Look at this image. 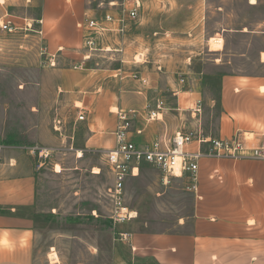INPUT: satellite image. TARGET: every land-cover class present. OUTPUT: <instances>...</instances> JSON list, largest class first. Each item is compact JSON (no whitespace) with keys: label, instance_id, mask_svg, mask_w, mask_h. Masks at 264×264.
<instances>
[{"label":"crops","instance_id":"1","mask_svg":"<svg viewBox=\"0 0 264 264\" xmlns=\"http://www.w3.org/2000/svg\"><path fill=\"white\" fill-rule=\"evenodd\" d=\"M61 1L43 0L40 19L49 53L58 55L53 66L45 64L55 84L50 90L49 110L53 119L59 116L67 122L66 135H57L52 146L66 148L69 139L73 148L76 140L79 158L87 151L105 154L116 147L119 113L128 111L135 112L128 137L138 147L156 140L168 145L180 131H197L203 137L225 141L241 133L245 144L240 154H249L263 142L264 73H249L241 67L251 62L264 68V21L255 28L222 26L211 32L205 16L203 22L186 27L190 37L183 43L184 58L168 53L156 41L136 48L132 59L123 55L121 66H114L113 54L124 53L127 41L107 44L108 48L102 42L100 51L89 52L84 45L86 33L75 24L82 19L84 9L75 5L74 16L66 14ZM245 1L256 6L261 0ZM216 10L223 12L224 7ZM8 22L14 25L12 20L3 24ZM25 22L24 26H14L31 25ZM54 23L55 30H48V24ZM28 32L11 34V41L27 38ZM110 33L117 37L121 32L115 25ZM239 36L244 38L235 41ZM212 41L220 46L212 48ZM65 52L71 57L68 65L60 59ZM100 52L112 56L105 66L98 61ZM210 64L227 71L217 75L218 97L207 102L209 82L216 76L207 71ZM75 65L82 67L74 69ZM159 101L165 105L151 119ZM199 104L201 111L196 113ZM204 106L219 110L214 132L207 130ZM79 113L85 114L84 122L77 121ZM191 149L198 150L197 143ZM47 150L52 156L56 151L54 147ZM198 164L197 192L186 190L192 196L191 216L178 223L183 226L189 220L190 230L134 232L131 245L121 242L125 247L113 254L111 264H264V160L206 155ZM38 180L31 157L3 156L0 264H35L34 241L39 227L32 212L39 197ZM181 180L188 185V180Z\"/></svg>","mask_w":264,"mask_h":264},{"label":"rangeland","instance_id":"2","mask_svg":"<svg viewBox=\"0 0 264 264\" xmlns=\"http://www.w3.org/2000/svg\"><path fill=\"white\" fill-rule=\"evenodd\" d=\"M141 2L139 16L128 19L123 32L116 34L117 37H112L110 32L102 37L105 46L122 45L127 41L124 53L113 54L114 66H121L123 55L127 60L132 59L136 48L156 41H160L168 53H178L184 58L183 43L189 36L186 27L190 23L203 22L205 16L211 32L222 26L255 28L264 21V0L256 6L248 5L245 0H210L208 4L204 0ZM121 3L122 0L61 1L66 14L74 12L75 5L84 9L82 19L75 21L76 29L81 32L85 30L78 24L84 23L88 16L99 20L107 13L122 17ZM42 5L43 0H0V26L6 20L24 26L27 20L35 31L40 30L42 26L37 21L41 19ZM217 6H223L224 11H217ZM48 25L50 31L57 27L56 23ZM114 26L108 25V28ZM28 34L27 38L13 43L11 34L0 27V146L3 156L31 157L39 177V197L32 212L39 227L34 241L35 264H54L53 255L58 256V264H111L113 254L125 247L118 240V230L130 233L189 231V220L183 226L178 224L190 218L192 212V196L186 191L184 181L169 178L166 183L160 172L149 165H143L139 177L131 178L126 187V205L136 212V219L116 229L109 218L107 192L113 185V178L104 154L87 151L79 158L76 140L73 148L69 139L66 148L52 146L57 135L52 128L53 115L49 107L50 90L55 84L47 70L50 67L45 68V56H41L36 44V33ZM242 38L239 36L235 41ZM167 44H171L170 48ZM216 47L212 42V48ZM99 54L98 61L103 62V66L109 63L110 53ZM60 59L68 65L71 57L65 52ZM241 70L264 73V68L251 62L242 65ZM207 71L216 75L206 92L205 101L209 102L219 95L217 75L227 69L210 64ZM204 111L208 118L207 130L214 132L219 110L204 106ZM50 147L56 151L48 159L40 158L38 153L30 154L32 149ZM57 167L61 172H57Z\"/></svg>","mask_w":264,"mask_h":264},{"label":"built area","instance_id":"3","mask_svg":"<svg viewBox=\"0 0 264 264\" xmlns=\"http://www.w3.org/2000/svg\"><path fill=\"white\" fill-rule=\"evenodd\" d=\"M117 4V3H112ZM142 8L141 0H122L120 12L122 17L116 18L114 15L107 13L102 19H96L88 16L85 22L78 24L86 33L84 45L89 52H98L101 49L102 37L112 29L108 25H118V30L123 32L127 27L128 19H136ZM42 26V20L37 21ZM3 31L9 34H18L20 31L36 33L37 45L40 49L41 56H45V64L53 66L56 55L49 53L44 31L34 30L33 25L24 28L16 27L11 22L1 25ZM63 52L61 48L59 50ZM82 65H75L74 69L81 68ZM184 82V80H182ZM164 102L157 103L156 112L151 114V119L157 116V113L164 107ZM200 104L196 113H200ZM134 111L119 113L121 124L116 133V147L107 151L105 156L106 166L109 168L113 185L108 189L107 199L110 204V220L118 229L121 225L130 222L135 218L136 213L126 205V187L131 178L139 177L143 165H149L162 175L164 181L168 183L169 178L188 180L186 190L190 193H196L198 189L199 160L206 156H249L255 159L264 160V140L258 146L251 150L249 154H240L239 151L244 149L245 137L237 133L231 140H220L203 137L197 131H180L168 142V145L161 140H156L145 147H138L130 141L128 135L134 119ZM85 114L79 113L77 121L84 122ZM67 122L57 116L53 119L52 128L56 135L64 137L66 135ZM140 133V132H138ZM197 143L198 150L193 151L192 145ZM3 148L0 146V162L3 160ZM31 154L38 153L40 158L48 159L52 152L47 149L35 148ZM118 240L131 245L133 235L130 232L117 231Z\"/></svg>","mask_w":264,"mask_h":264},{"label":"bare ground","instance_id":"4","mask_svg":"<svg viewBox=\"0 0 264 264\" xmlns=\"http://www.w3.org/2000/svg\"><path fill=\"white\" fill-rule=\"evenodd\" d=\"M255 3V2H254ZM213 42V44L215 45V46H220V44L218 43V42H215V41H212ZM79 156L80 157H82L83 156V154L82 153H80L79 154ZM59 167V166H58ZM57 167V168H58ZM57 172H61V169L60 168H58V171ZM54 256V257H53ZM52 257H53V263L54 264H57V263H59L60 261H59V258L57 257V255H53Z\"/></svg>","mask_w":264,"mask_h":264},{"label":"trees","instance_id":"5","mask_svg":"<svg viewBox=\"0 0 264 264\" xmlns=\"http://www.w3.org/2000/svg\"><path fill=\"white\" fill-rule=\"evenodd\" d=\"M216 102H217V105H220V99H217Z\"/></svg>","mask_w":264,"mask_h":264}]
</instances>
